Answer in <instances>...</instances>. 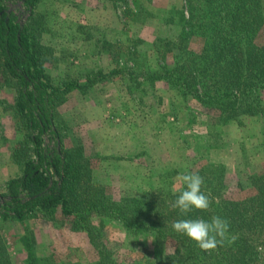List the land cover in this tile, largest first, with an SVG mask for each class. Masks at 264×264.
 <instances>
[{"label": "trees", "instance_id": "trees-1", "mask_svg": "<svg viewBox=\"0 0 264 264\" xmlns=\"http://www.w3.org/2000/svg\"><path fill=\"white\" fill-rule=\"evenodd\" d=\"M21 1L28 12L23 23L0 0V75L16 92L13 104L5 107L18 117L24 133L11 152V159L19 164L21 173L10 178L6 191L0 194V217L21 224L23 232L17 238L25 249V264H41L35 236L26 219L37 213L50 219L57 211L62 214L61 221L68 231L84 233L88 238L96 254L90 264H120L101 235L102 225L95 224L93 214L119 220L131 235L145 229L155 233L154 255L136 264H260L264 258V172L251 177L250 194L243 200V207L252 209L250 214L240 207L235 185L221 164L210 166V170L202 173L201 190L212 201L207 211L193 209L182 216L178 209L172 208L182 185L173 192V180L165 184L162 178L159 185L167 187H152L144 197L129 202L111 194L92 196L91 185L81 170L82 146L70 135L55 107L71 88L83 92L94 85L90 77L94 69L86 71L84 76L77 74V81H71L67 73L55 80L45 66L55 56L53 48L42 40L49 29L48 13L41 8L44 0ZM142 8L139 6L136 11L127 8L125 12L133 20L141 13L139 10L153 16ZM164 12L181 35L200 38V46L179 45L172 64L166 61L169 47L173 48L167 36L154 38L149 49L139 52L119 41L109 44L104 40L99 53L110 52L112 48L114 60L125 54V60L132 62L150 90L156 82H165L175 94L174 116L181 111L183 121L192 123L198 114L207 115L208 134L215 132L220 136L217 128L232 122L240 125L243 116L264 115L261 95L264 92V0H183L182 7L171 6ZM77 27L84 29L83 25ZM94 42L97 44V40ZM46 134L55 139L54 147L44 145ZM68 139L70 145H65ZM219 139L208 137L204 147L216 148ZM71 200L76 202V210L70 208ZM212 216L229 222L227 238L212 251L202 250L172 227L178 219L209 220ZM164 240L173 241L168 254L161 250ZM0 264H12L1 231Z\"/></svg>", "mask_w": 264, "mask_h": 264}, {"label": "rangeland", "instance_id": "rangeland-1", "mask_svg": "<svg viewBox=\"0 0 264 264\" xmlns=\"http://www.w3.org/2000/svg\"><path fill=\"white\" fill-rule=\"evenodd\" d=\"M2 3L21 23L27 20L28 12L21 0ZM139 6L153 16L139 10L141 13L133 20L125 12L127 8L136 11ZM171 6L180 8L183 0H44L41 8L48 13L49 29L42 40L53 48L55 56L45 65L47 72L55 80L67 73L71 81H77V74L84 76L94 69L90 74L94 85L83 92L71 88L60 97L63 100L56 102L55 110L70 135L82 146L83 157L79 160L92 196L111 194L129 202L144 197L152 187H167L159 184L172 180L175 192L180 187L177 177L181 173L202 176L210 166L221 164L235 185L240 207L250 214L252 209L243 207V200L250 194L251 177L264 172V115L243 116L240 125L232 122L217 128L220 136L215 132L208 134L207 115L198 114L192 123L183 121L181 111L174 116L175 94L165 82H156L150 90L132 62L125 60V54L114 60L112 48L110 52L99 53L104 40L109 44L119 41L139 52L149 49L154 38L167 36L173 48L169 47L166 61L172 64L179 45L199 47L200 38L181 35L163 13ZM77 25H83L84 29L79 30ZM113 69L117 70L110 72ZM81 79L85 81V77ZM261 95L264 105V92ZM15 96L14 88L3 82L0 75V194L6 191L7 181L21 173L19 164L11 159V152L23 139V128L18 117L5 107L13 104ZM208 137H220L219 146L204 147ZM55 142L51 134L44 135L45 146L54 147ZM66 144L70 145L69 139ZM70 208L76 210L74 200ZM52 217L44 218L37 213L25 221L35 236L41 264H90L96 259L84 233L68 231L59 211ZM93 220L97 226L102 225L101 235L120 264H136L154 255L157 247L154 232L145 229L131 235L117 219L93 214ZM0 231L12 264H25V249L17 238L23 232L21 224L0 217ZM172 240L162 242L164 253L172 251ZM260 264H264V258Z\"/></svg>", "mask_w": 264, "mask_h": 264}, {"label": "clouds", "instance_id": "clouds-1", "mask_svg": "<svg viewBox=\"0 0 264 264\" xmlns=\"http://www.w3.org/2000/svg\"><path fill=\"white\" fill-rule=\"evenodd\" d=\"M182 185L179 194L172 203L173 209H178L182 216H186L193 209L207 211L212 201L202 186L204 179L198 173L183 172L177 177ZM173 229L195 241L204 251L215 250L227 238L229 222L220 216H212L209 220L202 218L178 219L172 224Z\"/></svg>", "mask_w": 264, "mask_h": 264}]
</instances>
